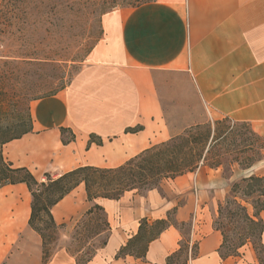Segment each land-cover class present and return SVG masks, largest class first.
<instances>
[{"label": "crops", "instance_id": "0c3cea01", "mask_svg": "<svg viewBox=\"0 0 264 264\" xmlns=\"http://www.w3.org/2000/svg\"><path fill=\"white\" fill-rule=\"evenodd\" d=\"M101 30L67 85L30 103L31 130L3 144L2 155L14 166L53 177L82 165L115 167L192 125L210 122L213 129L225 118L264 138V0H150L107 11ZM134 126L142 129L124 131ZM60 127L74 139L62 143ZM90 134L102 144L88 146ZM209 169L198 178L202 191L229 190L233 175L243 172L234 167L224 177ZM189 179L184 173L144 192L97 199L110 231L86 264H167L182 239L173 225L149 242L144 258L114 256L141 218L170 211L188 223L189 244L198 240L197 255L186 264H257L250 244L240 257H220L215 215L202 218L204 207L183 192ZM81 199L83 214L89 202L82 183L52 207L55 221L75 214ZM30 202L24 183L0 187V264H42L41 238L28 223Z\"/></svg>", "mask_w": 264, "mask_h": 264}, {"label": "trees", "instance_id": "16d2710c", "mask_svg": "<svg viewBox=\"0 0 264 264\" xmlns=\"http://www.w3.org/2000/svg\"><path fill=\"white\" fill-rule=\"evenodd\" d=\"M148 1L150 0H133L132 3L128 2L127 6H138ZM117 3L116 0H110L108 7L114 8ZM106 12L104 11L102 15ZM8 85L9 83L5 80H0V187L20 182L26 185L31 196L28 223L41 238L42 264H46L50 256L49 244L55 240L56 230L65 226L64 222L55 221L51 212L52 207L81 183L86 192V200L91 203L82 215L89 216L94 211L104 215L102 223L95 224L92 235V238H95L102 233L105 234L104 240L99 245L101 246L106 242L110 226L104 208L97 199L117 200L127 191L144 192L156 188L161 180L173 179L192 172L200 165L214 169L222 166L217 146L225 134H229L231 142L234 143V147L226 152L231 154L228 160L230 171L235 166L246 170L264 160V138L256 135L246 123H243L248 126V132L259 141L255 151L256 158L245 154L253 150L251 144L246 143L248 138L243 136L245 135L243 132L233 130L235 123L221 125V119L215 120L214 128L208 127L206 133L173 136L142 150L115 167L82 165L56 177L44 172L38 179L27 167L14 166L2 155L4 143L19 138L31 130L29 107L24 112L19 108L20 100L11 96ZM54 93L56 92L46 96ZM140 129L142 126L126 127L124 131L136 132ZM67 131V128L60 127L61 140L64 144L74 139V135ZM209 138L208 145L200 147L202 140L204 142V139ZM238 139L241 143L245 141V144L236 143ZM91 143L101 145L102 140L95 134H90L88 146ZM229 191L230 195L218 203L212 221L213 228L221 234L219 255L222 259L230 256L240 257L241 249L250 244L257 264H264V219L261 216V212L264 211V169L260 174L244 175L232 181L229 184ZM171 225L182 230L186 223H178L174 219L173 211L168 212L165 218L153 221L141 218L137 232L128 238L114 257L122 258L131 255L135 258H144L149 242L156 239ZM189 242L190 238L182 237L179 248L166 257V263L186 264L189 256L195 257L198 251V240L192 241L191 245ZM95 250L82 264L90 260Z\"/></svg>", "mask_w": 264, "mask_h": 264}, {"label": "rangeland", "instance_id": "374dc122", "mask_svg": "<svg viewBox=\"0 0 264 264\" xmlns=\"http://www.w3.org/2000/svg\"><path fill=\"white\" fill-rule=\"evenodd\" d=\"M132 1L116 0L114 8L127 6ZM109 3L110 0H0V80L9 83L8 90L14 99L20 100L19 108L23 112L27 107L30 109L33 100L58 92L67 85L101 36L102 13L114 9L108 7ZM232 123H235L233 130L243 132L248 138L246 143L253 148L245 154L256 158L258 139L248 132L243 122L222 119L221 125ZM210 126V122L192 125L181 135L206 133ZM209 141L210 138L202 140L200 147L207 146ZM231 141L229 134H225L217 146L222 161V166L217 168L224 177L233 173L228 164L231 154L226 153L234 147ZM236 143L242 145L245 141L241 143L238 139ZM263 169L264 160L233 176L238 180L243 175L260 174ZM201 172H210V169L200 165L191 173L187 172L190 187L183 192H189L193 200L198 199V204L204 207L205 217L202 218L206 219L210 215L214 217L217 202L229 196L230 191L228 186L205 187L202 191L198 183ZM41 177L37 175L38 179ZM160 183L164 184V180ZM179 193L176 191L178 197ZM75 211L63 221L65 226L56 230L46 264H82L104 240V233L92 238L95 224L102 223L104 215L96 211L89 216L82 215V199L78 200ZM262 216L264 219V211ZM181 231L184 239L189 238L188 223ZM247 264L250 263L247 261Z\"/></svg>", "mask_w": 264, "mask_h": 264}]
</instances>
